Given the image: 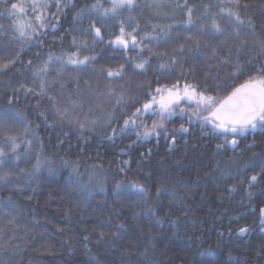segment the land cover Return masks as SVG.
I'll use <instances>...</instances> for the list:
<instances>
[{
    "label": "trees",
    "instance_id": "16d2710c",
    "mask_svg": "<svg viewBox=\"0 0 264 264\" xmlns=\"http://www.w3.org/2000/svg\"><path fill=\"white\" fill-rule=\"evenodd\" d=\"M34 2L41 0H9V3H19L25 8L23 14L15 16L9 15L4 4L0 3V57H12L21 52L15 67L0 72V106L7 105L8 97L13 95L12 88L18 87L19 83L31 86V70L21 74L17 69L22 70L29 60L34 64L41 63L42 59H47L49 52L60 55L75 51L70 47L72 37L79 36L80 31L92 22L87 16L75 21L73 18L82 7L91 5L95 0H72L67 7H64L66 0H62L60 13H57L55 0H44L50 5L48 10H44L45 22L57 23V30L43 29V34L38 37L42 43L32 40L21 51L22 40L16 21L26 26L38 24L32 13ZM217 2L188 0L189 5L195 6L201 13L205 5ZM241 2L250 5L240 11L243 18L251 17L253 21L251 29L245 26L241 32L242 37L245 32H255V37L249 39L251 47L253 39H264V0ZM102 3L105 7L109 6L108 0H102ZM136 3L145 11L150 7L156 9V15L151 19L147 13L137 15L134 10L131 13L128 11L127 23L139 25V36L151 32L153 24L161 27L176 25L173 35L183 28L186 9H176L175 5L183 4L184 0H136ZM218 11L219 8L212 9V12ZM53 13H57L59 21ZM104 21L102 26L101 21L96 20L104 35L102 42L93 46L90 37L79 36L89 44L82 54L96 57L93 67L117 66L124 62L126 56L136 55L131 49L125 53L123 49L109 45L108 41L119 33V22L112 25L107 18ZM61 35L64 36L62 41L59 39ZM220 39L222 37H216L213 43ZM165 47L171 49V45H166L157 50L163 51ZM37 53L40 59H37ZM233 59L235 61V57ZM203 60L201 55L199 61ZM151 62L156 66L160 60L153 57ZM239 63L244 74L238 80L233 82L228 79L232 64L226 65L227 70L214 73L219 80L209 79V90L215 89L217 83L233 86L243 83L249 76L257 74L256 68L264 63V57H256L254 50L246 48ZM126 67L129 71L125 75L131 80V85L125 84V87H130V95L133 96L143 97L149 87L155 89L175 82L174 74L169 77L167 72L161 74L149 68L145 75H136L131 73L130 64ZM187 67L195 68V73L188 80L205 87L201 64L190 60ZM55 74L53 68L49 78ZM85 80H89L93 88L105 89L104 80L97 84L96 78L87 74L80 77L82 88ZM54 87L57 91L51 94L65 102L76 90L75 83H69L66 86L68 90L61 95L59 85ZM111 103L105 102L109 111ZM13 107L21 111L26 122H31L33 127L39 125L36 127L37 138L25 137L19 148L22 154L28 149L29 158V163L21 164V167L34 165L38 153L48 163L31 181L27 178L21 181L22 184H29L24 195L17 193L11 185L0 188V201L11 196L16 207L12 213L16 216L14 224L8 223L11 217L0 212V264H264V225L259 222V206L264 203V173L260 172L264 160L259 159L264 156V130L258 128L254 133L239 137L235 150L226 146L217 152L216 145L223 142V137L213 136L208 129L202 132L199 123L192 125L189 133L180 136L177 143L170 147L171 136L166 139L163 134L159 138L152 137L136 143H133L136 141L135 131L111 141L104 139L111 133V128L90 134L85 132V139L78 135V129L66 123L52 124L55 113L47 97L39 100L21 93ZM87 107L85 104L84 111ZM133 110L132 107L118 108L113 126L122 125V115ZM41 111H45L47 123L39 117ZM182 122L185 121L176 116L166 124V128L171 133ZM146 123L151 124V119H147ZM228 138L231 139V136ZM27 140L33 141L31 146L27 145ZM127 145L132 147L126 148ZM141 153H144L143 157ZM254 154L256 158L250 160ZM125 160L128 161L127 166L122 163ZM73 167L79 175V184L68 182ZM122 167L123 172L120 171ZM49 168H55V172L50 173ZM240 169H244L243 173ZM222 171L230 173L232 178L222 179ZM256 173H260L258 181L249 188L248 178ZM132 180L139 181L148 189L147 203L135 195L123 193L118 197L113 194L118 181L127 185ZM240 180L244 181L243 184H237V190L229 193L227 186ZM101 183L103 192L99 191ZM157 188L161 189L159 196ZM248 192L252 193L251 197ZM28 195L31 200L27 199ZM149 207L155 215L146 211ZM115 212L119 215H113ZM110 216L112 228L110 231L106 229L108 234L98 242L99 229L96 232L92 229L101 220H109ZM117 223L125 224V228L113 237L111 233L116 231ZM245 225L251 230L242 236L237 235L238 228ZM85 236L90 237L88 241L84 240Z\"/></svg>",
    "mask_w": 264,
    "mask_h": 264
},
{
    "label": "snow or ice",
    "instance_id": "6c2138e0",
    "mask_svg": "<svg viewBox=\"0 0 264 264\" xmlns=\"http://www.w3.org/2000/svg\"><path fill=\"white\" fill-rule=\"evenodd\" d=\"M61 2L62 0H55L57 13L62 11ZM0 3L4 4L5 10L11 16L25 12L24 6L19 3H9V0H0ZM71 4L72 0H66L64 7ZM108 4L109 6L105 7L102 0H95L91 5L82 7L73 18L74 21L85 16L92 19L89 26L80 31L79 36L90 37L93 46L104 40L101 27L97 26V19L103 26L104 18L115 19L123 10L127 9L131 13L137 7L136 0H108ZM156 6L159 7V5ZM249 6L248 3L242 4L241 0H227V2L218 0L216 4L205 5L204 11L201 13L195 6H190L188 0H184L183 4L175 5L176 9H186L183 28L175 35L172 33L177 27L176 25L161 27L153 24L151 32L139 36L138 24L126 26V21L121 19L119 34L108 43L115 48L123 49L125 53L131 49L136 52V55L126 56L124 62L117 66L93 67L96 57L82 54L89 48V44L87 40H81L79 36L72 37L70 47L75 51L62 52L60 55L49 52L47 59H42L39 64H34L32 60H29L22 70L17 69V71L23 74L31 70L33 77L31 86L23 82L19 83L18 87L12 88L13 95L8 97L7 105L0 106V188L11 185L17 193L24 195L29 184L28 182L22 184L21 181H25V178L27 181H31L40 172L41 167L48 163L45 159H41L38 153L34 165L21 167V164L29 163V158L27 156L28 149L22 154L19 152V148L25 142V137L37 138L36 127H39V125L33 127L31 122H26L23 113L13 107L14 103L19 101L21 93L25 97L30 95L38 97L39 100L47 97L50 107L55 113L52 124L63 125L66 123L78 129V135L85 139V132L90 134L111 128V133L104 139L111 141L135 131L136 141L133 143H136L148 141L152 137L159 138L163 134L166 139L169 135L171 136V147L177 143L180 136L189 133L192 125L199 123L202 132L208 129L213 136L223 137V142L216 145L218 152L226 146L235 150L239 144V137H243L249 132L254 133L258 128L264 130V63L257 66V74L249 76L243 83L235 86L217 83L215 89L211 91L207 87L210 78L219 80V76L214 73L218 74L222 69L227 70L225 66L229 64H232V69L228 79L233 82L238 80L239 76L244 74L243 66L239 60L246 48L248 51L254 50L256 57H264V39H253L251 47H249V39L255 37V32H245L244 36H241L245 26L249 29L253 26L251 17L243 18L240 11L241 8L247 9ZM49 7L50 5L44 0L32 4V13L38 22L36 26H26L16 21L17 30L22 40L21 51L32 40H36L37 44L42 43L38 37L43 34V29L57 30V23L45 22L44 10H48ZM213 8H219V11L212 12ZM57 13H53V16L59 21ZM129 19H132L131 15H129ZM128 27H131L130 31L127 30ZM26 29H31V31ZM184 33L187 35H183ZM182 35L183 39L181 40ZM218 36L222 39L213 43V39ZM209 37L213 39H209ZM59 39L62 41L64 36L61 35ZM166 45H171V49L168 50L165 47L163 51L157 50ZM145 52H147V56H144ZM20 54L21 52H16L12 57H0V72L15 67ZM201 55L204 57L203 61H199ZM153 57L160 60L156 66L152 65ZM37 59H40L39 53H37ZM190 60H197L201 64L204 73L202 82L205 87L188 80V77L195 73L194 67L186 68V64ZM205 63L207 67H203ZM129 64L133 74L145 75L149 68H152L153 71H160L161 74L167 72L169 77L174 74L175 82L160 85L155 89L149 87L143 97L130 95V87H125V84L131 85V80L127 79L125 75L129 71L126 65ZM53 68L56 74L49 78ZM84 74L95 77L97 84L100 80H104L105 89L101 90L98 86L93 88L89 80L84 81L82 88L80 77ZM37 81L39 82L38 87ZM114 81H124V83H114ZM182 81L183 83H181ZM69 83H75L76 90L67 98L66 102L58 100L51 94L57 91L54 86L58 84L59 92L62 95L64 91L68 90L66 86ZM157 84H159V80H157ZM137 87H141V85H137ZM112 101L114 103H111ZM105 102L111 103V111L105 108ZM85 104L88 105L87 111H84ZM127 107H132L134 110L130 114L122 115V125L113 126L116 110ZM36 108H39V101ZM45 111L39 112V117L47 123L48 117ZM176 116H180L181 120L185 122L180 123L178 128H174L169 133L166 124ZM147 119H151V124L146 123ZM229 136L231 139L228 138ZM32 143V140H27V145L31 146ZM131 147L132 145L126 146V148ZM121 151L124 152L125 149H121ZM141 156L143 157L144 153H141ZM255 158L254 154L250 160ZM259 159L264 160V156ZM64 163L67 164V161ZM122 163L124 166L128 165L127 160ZM48 171L54 173L55 168H49ZM120 171L123 172L124 168H120ZM243 171L244 169H240L241 173ZM260 172L264 173V165H261ZM259 176L260 173H256L248 178L249 188L256 184ZM221 178L227 180L232 177L230 173L222 171ZM68 182L79 184V175L76 173L75 167H73V173ZM243 182L240 180L229 184L227 191L229 193L236 191L237 184H243ZM32 191L35 192L36 189L33 188ZM99 191H104L102 183L99 185ZM156 191L159 196L161 189L157 188ZM123 193H127L129 196L135 195L147 203L148 189L139 181L132 180L127 185L118 181L113 194L119 197ZM248 196L251 197L252 193L248 192ZM27 199L31 200L32 197L28 195ZM14 211H16V207L11 196L5 201H0V212L11 217L8 220L9 224L16 222V216L12 215ZM146 211L155 215L151 207ZM113 215L118 216L119 213L115 212ZM259 222L264 225V203L259 206ZM115 227L116 231L111 233L113 237H116L119 231L125 228V224L117 223ZM111 228L110 216L109 220H101L92 231L96 232L99 229V242L108 234L106 229L110 231ZM250 230L248 225L239 227L237 235L242 236ZM89 238V236H85L84 240L88 241Z\"/></svg>",
    "mask_w": 264,
    "mask_h": 264
},
{
    "label": "rangeland",
    "instance_id": "374dc122",
    "mask_svg": "<svg viewBox=\"0 0 264 264\" xmlns=\"http://www.w3.org/2000/svg\"><path fill=\"white\" fill-rule=\"evenodd\" d=\"M146 9H144L142 6H139V7H136L135 9H134V12L135 13H137V15L138 14H141V13H147L148 14V17L151 19L152 17H154V15H156V9L155 8H153V7H150V9L149 10H147V11H145ZM128 10L126 9L125 11H122V13L119 15V16H117L115 19H112V18H107V21H109L112 25H114V24H116L117 22H119L121 19H123V20H125L126 21V26L127 25H129L128 23H127V21H128ZM110 19L112 20V21H110ZM131 26H135V25H131ZM127 30H131V27H128L127 28ZM119 34V33H118ZM117 34V35H118ZM114 39H115V37H114Z\"/></svg>",
    "mask_w": 264,
    "mask_h": 264
}]
</instances>
